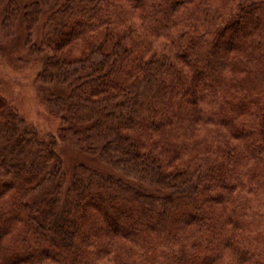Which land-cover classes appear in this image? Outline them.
Listing matches in <instances>:
<instances>
[{
	"label": "trees",
	"instance_id": "trees-1",
	"mask_svg": "<svg viewBox=\"0 0 264 264\" xmlns=\"http://www.w3.org/2000/svg\"><path fill=\"white\" fill-rule=\"evenodd\" d=\"M0 10L30 41L46 16L60 138L123 174L79 163L68 179L55 140L0 94V264H264V0Z\"/></svg>",
	"mask_w": 264,
	"mask_h": 264
},
{
	"label": "rangeland",
	"instance_id": "rangeland-1",
	"mask_svg": "<svg viewBox=\"0 0 264 264\" xmlns=\"http://www.w3.org/2000/svg\"><path fill=\"white\" fill-rule=\"evenodd\" d=\"M231 11L229 7L224 8L221 14L225 15ZM139 13L137 8L133 9L130 6L127 22L139 20ZM6 16V12L0 10V94L42 137L55 140L57 152L68 172V179L72 177L75 166L79 163H86L101 171L122 176L120 171L104 162L98 154L84 152L70 141L60 138L63 120L57 114L58 109H54L56 104L51 98L53 93L67 90L53 84L42 83L41 80L45 56L39 55L38 50L46 45L47 36L44 31L46 16H43L33 29L31 41L25 30L23 19L10 21L5 27ZM196 130V135L218 132L216 127H203L200 124L197 125ZM207 262L211 264L210 261ZM200 264L205 263L202 261Z\"/></svg>",
	"mask_w": 264,
	"mask_h": 264
}]
</instances>
